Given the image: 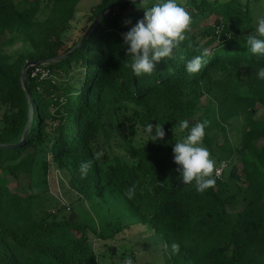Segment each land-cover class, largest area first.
<instances>
[{
  "label": "trees",
  "instance_id": "1",
  "mask_svg": "<svg viewBox=\"0 0 264 264\" xmlns=\"http://www.w3.org/2000/svg\"><path fill=\"white\" fill-rule=\"evenodd\" d=\"M22 1L28 0H0V37L17 35L30 47L14 59L0 49L6 106L0 169L19 182L9 188L0 180V264H100L91 235L113 238L74 215L60 218V209L36 217L32 176L39 154L68 175L80 199L104 200L107 190L118 196L134 223L158 237L162 264H264V120L250 121L238 147L206 131L203 146L217 167L225 166L202 193L182 182L173 159V144L187 135L179 122L200 123L204 97L224 119L264 107V80L257 77L264 55L246 46L264 0H178L192 20L186 39L174 59L161 58L151 75L139 77L121 35L144 16L131 0L110 10L120 0H100L71 44L62 34L82 0H48L51 10L42 18L43 0L23 8ZM205 49L206 63L188 73L186 62ZM30 60L47 61L27 69L31 99L22 82ZM149 123L162 125L163 139L147 141ZM89 161L82 178L80 164ZM111 252L117 255V248ZM126 254L124 262L133 258Z\"/></svg>",
  "mask_w": 264,
  "mask_h": 264
},
{
  "label": "rangeland",
  "instance_id": "2",
  "mask_svg": "<svg viewBox=\"0 0 264 264\" xmlns=\"http://www.w3.org/2000/svg\"><path fill=\"white\" fill-rule=\"evenodd\" d=\"M31 1V2H30ZM100 0H82L76 8L73 21L62 34L64 40L69 44L77 41L84 34V27L89 24L91 9L99 4ZM32 0L22 1L20 6L27 7ZM43 10L40 18L50 13L51 5L48 0L42 1ZM0 49L10 58L14 59L20 53L30 50L29 44L14 34L0 37ZM215 102L204 97L200 103V110L195 118L200 123L207 121L206 131L218 141L224 140V136L234 147H238L249 128L251 120H264V107L255 111L254 115L243 114L224 119L215 110ZM6 112V106L0 103V128L2 118ZM205 147V146H204ZM208 149V148H207ZM209 150V149H208ZM210 152L211 158L215 156ZM215 161V168L218 162ZM26 176V175H23ZM22 184H26V177L22 178ZM0 180L6 187L14 188L19 182L9 173L6 168L0 169ZM32 184L36 193L35 214L42 218L49 213L60 209L59 217L67 218L76 216L97 227L104 233L110 234V238L104 241L102 237L91 235L93 250L98 254L100 264H162L165 261L163 245L159 243L158 237L144 224H136L127 215L126 208L120 198L113 192L107 190L104 200L89 202L80 199L69 186L68 175L60 169H56L48 159L38 155ZM107 222H111L105 227ZM121 226V229H118ZM111 248H117V255L111 252ZM122 252L133 255L130 261L121 257Z\"/></svg>",
  "mask_w": 264,
  "mask_h": 264
},
{
  "label": "clouds",
  "instance_id": "3",
  "mask_svg": "<svg viewBox=\"0 0 264 264\" xmlns=\"http://www.w3.org/2000/svg\"><path fill=\"white\" fill-rule=\"evenodd\" d=\"M131 3L143 8L144 16L130 29L123 32L122 42L126 46V55L130 56L129 67L136 76L151 75L155 63L161 58L167 60L175 58V50L186 39V33L192 23L190 14L182 7L178 0H131ZM125 24H131L126 20ZM247 50L252 54L264 55V15L259 16L253 34L246 39ZM208 55L203 50L201 55L194 56L185 64L188 73L199 71L206 63L203 59ZM257 77L264 80V67L257 71ZM181 131L187 129V135L173 144V159L179 166L178 172L184 184L194 182L197 192H204L212 187L215 182V161L211 158L209 150L203 146L206 135L207 121L189 127L187 120L179 122ZM144 132L148 140L163 139L165 131L161 124L153 126L147 124ZM91 162L80 164L81 177L87 175ZM127 195L131 198L132 189ZM173 251L178 250L176 244L172 245Z\"/></svg>",
  "mask_w": 264,
  "mask_h": 264
},
{
  "label": "water",
  "instance_id": "4",
  "mask_svg": "<svg viewBox=\"0 0 264 264\" xmlns=\"http://www.w3.org/2000/svg\"><path fill=\"white\" fill-rule=\"evenodd\" d=\"M126 0H120L114 4H112L107 10H110L112 7L116 6V5H119L123 2H125ZM102 16V15H101ZM99 21V20H98ZM98 21L95 23V25L93 26V28L91 29V31L87 34V36L82 40V42L77 45L74 49H77L88 37V35L92 32V30L94 28L97 27V23ZM47 61L46 60H43V61H39V60H30L28 61L25 66L23 67V70H22V82H23V86H24V89L26 90V92L28 93V96L30 97V94H29V87H28V79H27V69L30 67V66H39V65H42V64H45ZM31 99V97H30Z\"/></svg>",
  "mask_w": 264,
  "mask_h": 264
},
{
  "label": "built area",
  "instance_id": "5",
  "mask_svg": "<svg viewBox=\"0 0 264 264\" xmlns=\"http://www.w3.org/2000/svg\"><path fill=\"white\" fill-rule=\"evenodd\" d=\"M225 164H221L219 167L216 168L215 174L217 177H220L224 171Z\"/></svg>",
  "mask_w": 264,
  "mask_h": 264
}]
</instances>
